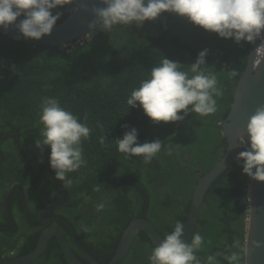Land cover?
<instances>
[{
  "label": "trees",
  "instance_id": "trees-1",
  "mask_svg": "<svg viewBox=\"0 0 264 264\" xmlns=\"http://www.w3.org/2000/svg\"><path fill=\"white\" fill-rule=\"evenodd\" d=\"M73 9L68 5L53 9L54 15L65 13L56 24ZM252 46L253 43L236 44L231 38L219 37L170 12H163L140 27L133 24L117 27L111 33L92 32L90 40L76 39L65 45L32 44L0 33V93L20 89L22 94L24 86L20 85L37 92L34 97L24 94L31 108L23 109L22 116L0 115V131L19 128L22 144L39 139V127L34 121L44 96L57 97L62 107L77 115L81 122L87 114V123L92 128L90 139L83 141L87 165L73 172L71 178V186L85 211L101 216V221L118 216L123 230L134 217L151 219L165 235L173 230L176 221L185 223L199 175L225 152L227 142L220 122L229 113ZM205 48L208 71L215 72L224 92L217 100L215 114L200 117L190 113L180 121L153 123L142 108L126 104L131 91L164 56L180 62L186 70ZM231 69L239 75L229 78ZM14 102L12 98L2 106H13ZM125 124L129 128L122 127ZM132 127L138 131L139 143L162 141L163 146L151 163L146 164L142 155L118 154L116 139ZM101 136H106L104 144L99 142ZM184 148L192 159L184 154ZM45 153L49 156L47 146ZM229 175L232 172L227 170L214 180L202 204L195 232L206 242L211 241L198 252L203 261L207 255L217 253L219 247L227 252L235 239L244 245L249 206L243 187H248L249 177L241 170L237 178L229 180ZM104 200H107L105 208L96 211L95 205ZM117 242L118 239L115 246ZM152 247L149 235L139 231L123 264H149Z\"/></svg>",
  "mask_w": 264,
  "mask_h": 264
},
{
  "label": "clouds",
  "instance_id": "clouds-1",
  "mask_svg": "<svg viewBox=\"0 0 264 264\" xmlns=\"http://www.w3.org/2000/svg\"><path fill=\"white\" fill-rule=\"evenodd\" d=\"M78 2L0 0V27L7 29L15 24L25 38L39 40L51 34L60 18L61 13L56 12L54 15L53 9ZM100 3L105 7L92 8L96 17L89 25L92 31L100 29L111 33L117 27L133 24L140 27L145 21L154 20L163 12H170L187 18L194 25L214 32L219 37L231 38L236 44L255 43L257 39L264 42V0H100ZM21 16L24 18L15 23ZM92 31L73 40L91 37ZM256 49L254 63L259 66L264 60V44L260 43ZM207 54L208 49L201 50L195 62L188 65L186 70L180 62L164 56L158 65L151 68L148 77L131 91L126 104L142 108L153 123L180 121L190 113L200 117L215 114L218 111L217 100L224 92L215 72L208 71ZM228 75L229 78H235L239 73L231 69ZM87 120L88 115L85 114L81 122L77 115L62 107L57 97L44 96L40 100L34 121L39 127L40 138L35 140V147L41 152L45 146L48 147L50 168L65 187L73 183L69 174L87 165L83 141L90 139L92 132ZM97 126H100L99 122ZM122 127L129 128L126 124ZM246 132L247 140L241 136L238 141L244 150L237 153L235 159L238 163L242 162V172L250 179L264 182V105L258 106L249 117ZM105 140L106 136L99 138L101 144ZM116 145L117 150L126 157L142 155L146 164L151 163L163 146L159 139L139 143L135 127L125 131L122 138L116 139ZM14 177L9 179L10 183L15 181ZM106 203L107 200H104L96 204V211L103 210ZM83 230L90 229L84 226ZM184 232L185 224L176 221L173 230L150 249L149 264H219L218 256H222L228 264H243V257L248 253V247L235 239L227 252L207 255L202 261L197 253L211 241L206 242L199 232H195L190 241L185 242L182 239ZM253 246L264 247V242L253 241Z\"/></svg>",
  "mask_w": 264,
  "mask_h": 264
},
{
  "label": "flooded vegetation",
  "instance_id": "flooded-vegetation-1",
  "mask_svg": "<svg viewBox=\"0 0 264 264\" xmlns=\"http://www.w3.org/2000/svg\"><path fill=\"white\" fill-rule=\"evenodd\" d=\"M78 3L68 6L73 9ZM64 15H60L59 19ZM100 31L96 29L92 32L96 35ZM225 119L226 117L222 121ZM184 149V154L187 155V148ZM45 152L46 146L41 152L35 147V140L22 144L19 128L0 131V165L6 162L11 171L14 167L17 169L14 171L16 177L12 183L8 177L0 175V264H74L73 258L82 264L108 263L115 254L125 230L118 222V216L101 221V216L95 217L91 212L88 214L74 187H65L64 182L55 178ZM217 152L221 150L217 149ZM187 157L193 158L191 154ZM227 170L232 172V175H229V180H232L239 170L242 171V162L238 163L235 159L233 165L226 168L223 173ZM72 175L70 173L69 178H72ZM226 180L224 178L222 182L225 183ZM243 189L248 197V187L245 186ZM84 226L90 230L84 231ZM51 230L61 232L62 241L56 233L49 234L48 241L38 255L22 261L21 258L33 251L40 238ZM162 236L164 237L163 234ZM64 241L69 249L68 254L62 247ZM240 242L243 244V241ZM203 249H206L205 246ZM222 249L223 247H219L218 252H223ZM147 250L146 253L149 252V248ZM198 256L202 260V257ZM217 260L219 264H228L222 256H218Z\"/></svg>",
  "mask_w": 264,
  "mask_h": 264
},
{
  "label": "water",
  "instance_id": "water-1",
  "mask_svg": "<svg viewBox=\"0 0 264 264\" xmlns=\"http://www.w3.org/2000/svg\"><path fill=\"white\" fill-rule=\"evenodd\" d=\"M93 7H105V5L101 4L100 0H81L65 19L54 26L51 34L44 35L39 40L25 38L15 27V24L10 25L7 29L0 27V33L17 41L32 44H62L92 31L89 25L96 19L92 11ZM21 19H23L22 16L18 17L15 23H19ZM260 43L264 44L260 39H257L253 43L247 58L246 67L234 90L229 113L220 124L222 134L227 142L225 152L209 170L201 173L196 181L187 218L184 223L185 232L182 239L185 242L190 241L197 227L207 190L220 173L233 165L237 153L244 150L238 141L241 136L247 140L246 124L249 117L258 106L264 105V60H262L259 66L254 63L257 53L256 47ZM247 192L249 209L246 216L244 245L248 247V253L245 255V264H264V247L255 248L253 246V241L264 242V182L250 179ZM141 230H144L149 235L154 245H158L163 239L162 234L150 219L134 217L125 228L115 254L106 264H122L133 240ZM53 233H56L62 241L63 236L61 232L59 233L55 230L48 231L40 238L35 249L26 254L21 260L26 261L36 257L48 241L47 235ZM62 247H64L63 249L68 254L69 249L66 241L63 242ZM72 261L74 264H82L76 258H73Z\"/></svg>",
  "mask_w": 264,
  "mask_h": 264
},
{
  "label": "rangeland",
  "instance_id": "rangeland-1",
  "mask_svg": "<svg viewBox=\"0 0 264 264\" xmlns=\"http://www.w3.org/2000/svg\"><path fill=\"white\" fill-rule=\"evenodd\" d=\"M9 79V78H8ZM23 87V93H20V89L14 90V89H7L0 93V115L3 116H11V115H23V109L31 108L30 104H27L24 94H30V96L34 97L36 96V90L32 87L26 86V85H20V87ZM12 98H15V102L13 106L10 104L6 107L2 106L3 103L11 100ZM122 154L121 152H118V154ZM7 160H10L7 158ZM17 169L14 167V170L11 171V168H9V165L6 164V162L1 163L0 165V174L3 176L8 177V179H12ZM16 176V175H15Z\"/></svg>",
  "mask_w": 264,
  "mask_h": 264
},
{
  "label": "bare ground",
  "instance_id": "bare-ground-1",
  "mask_svg": "<svg viewBox=\"0 0 264 264\" xmlns=\"http://www.w3.org/2000/svg\"><path fill=\"white\" fill-rule=\"evenodd\" d=\"M85 39H86V40H90V37L88 36V37H86Z\"/></svg>",
  "mask_w": 264,
  "mask_h": 264
}]
</instances>
